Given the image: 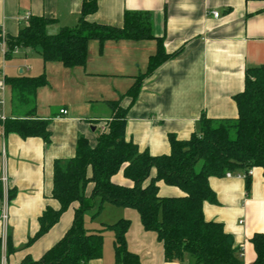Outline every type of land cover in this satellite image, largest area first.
<instances>
[{
	"label": "crops",
	"instance_id": "1",
	"mask_svg": "<svg viewBox=\"0 0 264 264\" xmlns=\"http://www.w3.org/2000/svg\"><path fill=\"white\" fill-rule=\"evenodd\" d=\"M82 1L0 0L1 34L17 35L30 16L52 18L46 31L56 34L78 22ZM125 11L150 13L152 34L161 38L166 53H176L142 79L134 101L127 91L146 72L148 59L157 49L154 39L107 40L101 45L90 40L85 65L72 68L57 61L44 63L39 51L31 48H16L5 58L0 41L4 116H20L13 112L11 87L5 79L44 73L47 83L36 89L34 117L48 120L50 133L45 143L40 137L4 133L0 127V178L6 174L7 191L13 193L7 199V221H0V264H19L25 256L39 259L69 228L76 204L28 244L38 231V218L45 208H59L51 197L54 161L72 158L79 137L91 146L96 144L110 121L108 102L118 101L127 110L126 140L151 155L168 154V136L187 140L199 130L202 115L235 118L233 96L243 90L246 68L264 65V0H97V10L87 20L121 26ZM62 108L68 110L67 115L59 114ZM251 170L248 190L242 177H210L216 201L203 203L205 219L222 223L224 231L232 235L243 264L255 259L250 238L264 233V175L259 167ZM112 180L131 185L121 171ZM158 184L160 196L181 194L176 187ZM0 185L3 198L5 190ZM91 188L89 184L86 196ZM83 221L88 231L106 224L87 223L84 216ZM107 231L103 232L102 256L87 264H116L113 233L106 238ZM126 241L140 264H194L189 259L166 261L156 234L143 229L140 220L133 230L129 227Z\"/></svg>",
	"mask_w": 264,
	"mask_h": 264
},
{
	"label": "trees",
	"instance_id": "2",
	"mask_svg": "<svg viewBox=\"0 0 264 264\" xmlns=\"http://www.w3.org/2000/svg\"><path fill=\"white\" fill-rule=\"evenodd\" d=\"M96 10L97 0H83L78 22L72 27H62L56 34L46 31L54 20L42 16H30L27 25L15 36L0 31L4 57L9 58L16 48H31L39 51L44 63L57 61L72 68L85 65L90 40L101 45L107 40L154 39L157 49L148 59L146 72L127 91L134 101L142 79L176 53H166L161 38L152 34L150 13L125 11L122 25L112 26L88 21L87 16ZM5 81L11 87L13 112L20 116L0 120L3 132H15L22 138L40 137L48 143V120L34 117L36 89L47 83L45 74ZM233 100L237 109L235 118L211 119L202 115L197 132L187 140H178L170 134V152L155 156L126 140L127 110L118 101L108 102L110 121L98 135L96 144L91 146L86 138L79 137L72 158L54 161L51 197L59 208H45L38 218V231L28 239V244L45 234L64 211L76 204L71 225L39 259L25 256L19 264H87L102 256L106 230L113 233L116 264H140L138 256L127 247L129 219L103 224L97 231L85 229L84 214L93 211L92 217H97L104 204L136 210L143 229L156 234L166 261L243 264L232 235L224 231L222 223L205 219L203 203L216 201L210 177H222L226 172L247 173L255 167L261 168L264 175V65L246 68L243 90ZM120 171L131 185L113 182L112 177ZM244 179L248 190L250 175ZM159 182L178 188L181 194L160 196ZM89 184L92 188L86 196ZM12 196L8 190V199ZM1 199L0 185V202ZM250 242L255 252L251 264H264V233H254Z\"/></svg>",
	"mask_w": 264,
	"mask_h": 264
},
{
	"label": "rangeland",
	"instance_id": "3",
	"mask_svg": "<svg viewBox=\"0 0 264 264\" xmlns=\"http://www.w3.org/2000/svg\"><path fill=\"white\" fill-rule=\"evenodd\" d=\"M92 215H93V211L86 212L84 214V218H85V221L87 223L89 220H93V222L98 223V224H100V222H105L106 224H113L116 221H118L119 219L124 218V219L130 220L131 230L134 229L135 224H139V219L137 221L138 214H137L136 210H134L132 208H124V207L105 204L103 206L102 211L100 212V214L97 217L93 218ZM108 235L111 236L112 233L110 231H107L105 233V237L107 238ZM132 237H133V235H132Z\"/></svg>",
	"mask_w": 264,
	"mask_h": 264
},
{
	"label": "built area",
	"instance_id": "4",
	"mask_svg": "<svg viewBox=\"0 0 264 264\" xmlns=\"http://www.w3.org/2000/svg\"><path fill=\"white\" fill-rule=\"evenodd\" d=\"M215 17H217L218 16V13L217 12H214V14H213ZM3 43V42H2ZM4 44V43H3ZM4 87V82H3V80H0V89H2ZM2 101L0 100V120H4L6 117L4 116V113H3V111H2ZM59 114L60 115H62V116H65V115H67L68 114V110L67 109H64V108H62V109H60L59 110ZM251 173H252V170L251 169H249L248 171H247V173H232V172H226L225 173V176L226 177H231V176H237V177H242V178H245V176L246 175H251ZM0 183L2 184V186H3V188H4V190H5V194L3 195V198H2V201H1V203H0V221L2 222V223H6V221H7V218H8V215H7V199H8V197H7V176H6V174L4 173V174H2V176H1V178H0Z\"/></svg>",
	"mask_w": 264,
	"mask_h": 264
}]
</instances>
